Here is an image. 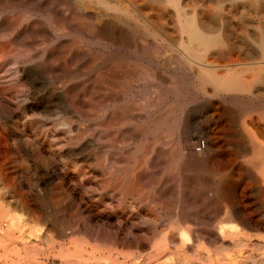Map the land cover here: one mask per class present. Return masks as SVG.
I'll use <instances>...</instances> for the list:
<instances>
[{"label": "bare ground", "instance_id": "bare-ground-1", "mask_svg": "<svg viewBox=\"0 0 264 264\" xmlns=\"http://www.w3.org/2000/svg\"><path fill=\"white\" fill-rule=\"evenodd\" d=\"M247 6V13L255 12L257 0H247ZM215 28L204 1L0 0V81L52 85L86 76L84 85L57 86L53 102L74 116H50L40 125L47 127L49 140L56 141L60 152L72 157L75 170L95 182L89 188L97 205L104 208L115 199L121 201L116 216L119 228L129 220L146 226L143 239L132 231L131 238L111 233L107 237L84 216L80 236H67L70 243H81L76 258L75 250H66L67 264H264V144L251 135L259 131V119L264 118L259 113L264 105L257 81L264 63V38L233 52L220 46L212 34ZM34 47H40L38 54H32ZM244 71L250 73L248 80ZM146 76L168 81L174 97L197 90L210 102L187 112L186 99L173 101L151 118V108L165 103V98H152L154 104L139 108L146 120L128 125L125 111L116 117L112 110L120 100L126 110L131 100L124 89L114 93L113 82ZM226 110H237L232 121L220 118ZM244 111L249 113L247 120ZM203 117L210 123L201 124ZM120 123L124 127L115 128ZM163 131L175 146L173 151L158 152L166 158L131 167L130 151L115 149L131 137ZM195 135L203 139L197 149L189 147ZM140 154L139 146L134 156ZM241 154L251 156L247 164L238 160ZM167 163L170 169L161 174L159 168ZM197 180L215 183L212 194H196ZM149 186L148 193L142 192Z\"/></svg>", "mask_w": 264, "mask_h": 264}, {"label": "rangeland", "instance_id": "rangeland-1", "mask_svg": "<svg viewBox=\"0 0 264 264\" xmlns=\"http://www.w3.org/2000/svg\"><path fill=\"white\" fill-rule=\"evenodd\" d=\"M187 1L194 4L200 1L206 2V6L210 10L213 20L217 24V28H215L212 34L216 37L220 46L224 49L232 48L234 49L233 52H237L238 46H240L242 50H245L252 47L253 40L255 41L256 39L260 40L264 38V0H257L256 11L249 13H247V0H223L222 3L217 0ZM243 10H245V12H242ZM222 31L226 34V37L224 34L222 35ZM151 42L154 43V46L156 45L155 40H151ZM146 46L150 47L151 45L146 43ZM81 48L85 47L82 46ZM39 51L40 47H34L31 49L32 54H38ZM257 74V81H261L259 82L260 93L258 98L262 105H264V63L260 65V69ZM177 76L181 80L185 79L182 77L184 76L183 74H178ZM242 76L245 80H248L250 73L248 71H244ZM85 80L86 76L82 75L68 82H62V80L56 82L53 81L52 85H45L42 81H38L37 84L33 86L24 81H17L16 84L14 81H0V264H67L65 261L67 258L66 250H68L69 247L70 249L75 250L76 253L73 254V257L76 258L79 255L78 251L81 249V243L78 242V240L70 243L67 241V236L71 235L73 239L74 237L77 239L80 236L79 234L82 232L81 223L84 216H89L92 228H100L104 236L108 237L111 233L113 235H121L120 237L123 235H127L128 237L131 235V237H133L132 234L128 233L129 231H132L134 236H138L140 239H143L144 237L142 229L146 226L141 225L136 220H129L128 222L124 221L123 227L119 228L116 216H120L122 208L121 201L115 199L111 202V204L105 206L104 208L103 206L97 205V203L93 201L90 190L95 186V182H92V180L90 181L88 177L85 178L86 176L81 175L77 170H75L74 166L71 164L72 157L68 155L66 156L65 152L61 153L59 145L56 141L54 139L51 140L53 141V144H55L53 145L49 140L47 127L42 129L40 125L42 122H49L48 117L50 116L54 119L55 117L61 115L74 116L73 114H67L61 104L53 102L58 89L57 86L62 87L64 84L65 86H69L79 83L84 85L88 83V81ZM119 80L120 79L117 78L113 82L114 93H121L122 89H124L127 92L125 93L127 94L128 99L131 101L127 102L126 110L123 109L124 101H118L116 107L113 108L112 111L115 110L113 115L116 117L119 116L120 112L125 111L129 116L128 120H125L128 125L129 123L140 125L146 120L145 111H140L139 108H141V106L146 105L145 107H147L154 104L155 102L151 101L152 98H165V103L161 107L151 108L152 111H154L150 116L151 118H154L165 111L167 105L173 101L182 102L183 99H186L187 112L201 109V105L204 107L208 104V102H210L206 95L204 97V94H200L197 90H192L190 93H180V96L178 95L174 97L170 92L168 81L154 80L147 76L143 80L137 81H127L125 79ZM17 92L20 93L17 94ZM22 93L26 94V96H29L30 98L25 97L24 99L23 97H20ZM136 96L138 97L136 98ZM144 97L149 98L145 99ZM188 99H190V101H188ZM37 108L38 110H36ZM236 111L237 110H226L220 115V118L232 121ZM259 113L264 115V107L260 108ZM24 115H26V118ZM130 115L135 116V118H130ZM243 115V119L247 120L249 113L244 111ZM200 122L203 125L210 123L206 117H203ZM259 123V131L256 133L253 132L251 135L256 138L255 140L257 143L262 145L264 144L263 117L259 119ZM78 126L83 127V124L79 123ZM120 127L124 126H122L121 123L115 125V128ZM162 133L163 135H161ZM16 134L18 135L16 136ZM155 136L157 138H155ZM166 136L167 133L164 131L149 134L142 133L137 137H131L127 141L128 143H118L115 149L119 152L129 150L130 152L128 155L130 156L131 167H139L145 161H152L155 158H166L167 155H158L160 150L167 149L169 152L170 150L173 151L175 146L168 143V139H165ZM177 137L178 135L175 136V138ZM177 140L175 139V141ZM153 141H155V143ZM48 143H51V145ZM201 145H203V139L199 135H195L192 143L189 144V147L193 146L197 149L200 148ZM139 146L141 147V154L139 156H134V150ZM240 156L241 157L238 160L241 159L240 161H243L244 164H247L248 160L251 158L249 154H241ZM169 163L159 168L161 174L170 169L171 164L169 166ZM148 169L150 170L149 167ZM195 185L196 194H212V188H214L213 186L215 183L213 184L197 180ZM154 186L157 185H153V187ZM142 188L143 187H139V189ZM148 189L151 190V186L145 187L142 189V192L148 193L150 191H148ZM207 200L208 197L203 198L204 203L207 202ZM94 207H97V211ZM212 208H214V206ZM87 210L90 211L91 214L90 212L88 214ZM106 210H108L107 212L109 214ZM113 219H115L114 222ZM3 223H5V226H3ZM135 225H138V227ZM106 230L107 232H104ZM138 231H140V233ZM136 254H139V252L137 251ZM113 256L115 257V253ZM113 256H111L110 262H113Z\"/></svg>", "mask_w": 264, "mask_h": 264}, {"label": "built area", "instance_id": "built-area-1", "mask_svg": "<svg viewBox=\"0 0 264 264\" xmlns=\"http://www.w3.org/2000/svg\"><path fill=\"white\" fill-rule=\"evenodd\" d=\"M3 226H5V223H3Z\"/></svg>", "mask_w": 264, "mask_h": 264}]
</instances>
